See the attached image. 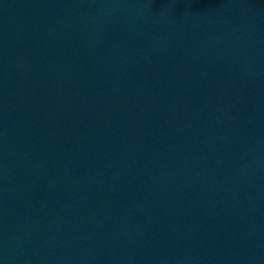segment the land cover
<instances>
[{"label": "water", "instance_id": "obj_1", "mask_svg": "<svg viewBox=\"0 0 264 264\" xmlns=\"http://www.w3.org/2000/svg\"><path fill=\"white\" fill-rule=\"evenodd\" d=\"M0 264H264V0H0Z\"/></svg>", "mask_w": 264, "mask_h": 264}]
</instances>
